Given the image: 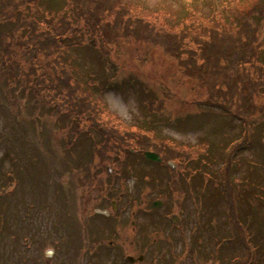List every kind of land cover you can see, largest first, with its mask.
Masks as SVG:
<instances>
[{"label": "rangeland", "instance_id": "obj_1", "mask_svg": "<svg viewBox=\"0 0 264 264\" xmlns=\"http://www.w3.org/2000/svg\"><path fill=\"white\" fill-rule=\"evenodd\" d=\"M38 1L45 14L68 12L66 0ZM120 1L138 10L134 17L175 32L196 31L211 18L223 25L249 23L255 44L264 43V0ZM18 19L19 13L0 23V57L3 42L13 43ZM76 40L80 46L67 47L60 59L79 85L76 93L102 102L94 123L76 117L69 127L68 112H57L58 100L44 101L0 76V264H130L126 256H138L143 247L171 252L189 244L193 264H264V91L253 93L257 112L243 124L234 107L218 104L245 88L235 70L205 79L157 41L118 37L106 43L85 32ZM186 46L198 53L193 43ZM260 49L257 59L242 65L251 81L252 64L264 63ZM6 50L12 57L17 52L16 62L27 68L23 51ZM106 129L133 143L121 146L119 157L109 152L111 161L124 162L121 168L107 164L110 174H92L108 188L89 198L73 173L96 164L94 145ZM165 149L176 159L165 160ZM146 151L161 163L142 158ZM156 200L163 204L149 210ZM230 202L239 225L227 216Z\"/></svg>", "mask_w": 264, "mask_h": 264}, {"label": "trees", "instance_id": "obj_2", "mask_svg": "<svg viewBox=\"0 0 264 264\" xmlns=\"http://www.w3.org/2000/svg\"><path fill=\"white\" fill-rule=\"evenodd\" d=\"M38 2V0H0V22L14 20L19 13L18 22L13 27L15 40L13 43L3 42L6 48L0 57V76L7 78L10 84L23 86L24 90L33 89L41 98L45 96L44 101L58 100L57 112H68L69 127L76 121V117L94 123L92 118L103 112L100 100L76 93L79 90V85L72 83L69 68L63 65L60 60L63 49L79 44L76 39L82 32L88 33L92 37L100 36L106 43L118 37H130L138 42L141 40L144 42L157 41L164 48L169 49L175 57L187 58L190 70L201 77L204 76L203 78L207 77V79L227 77L235 70L240 74V80L245 88L238 90L241 91L238 98L225 97L221 101L219 100L218 104L221 108L234 107L233 115L243 124H247L255 116L256 104L252 96L253 93L260 90L264 91V63H261V66L252 64L253 68L251 69L254 73L252 81L251 72L249 69H242V65L248 59H250L249 61H252L254 57L257 59L258 51H261L260 47L264 46V43L255 44L256 33L250 28L249 23L223 25L211 18L206 24L200 25L196 31L181 29L179 32H175L167 25L165 28L152 21L134 17V12H138V10L120 0H66L67 14L51 12L45 14L38 10ZM156 16L163 18L162 15ZM187 41L196 46L198 53L186 49ZM254 44L255 46H251ZM12 46L24 52L22 56L27 65L26 69L16 62L14 51L13 57L11 56L12 52L7 53L6 49ZM38 55H41L44 66L38 65ZM4 56L6 60L3 59ZM42 68H47L49 73L39 75ZM40 76L43 77L39 78ZM253 77L257 79H253ZM245 82L250 83V88L245 85ZM229 83L221 82L226 89H229L231 85L237 87L236 84ZM233 99L236 100L234 106L230 105L233 103ZM15 103H19L17 98H15ZM130 133L136 134L133 131ZM143 133L147 134V132ZM104 136L98 145H94L97 155L96 164L90 162L82 170L73 173V180L79 188L84 186L89 198L90 196L96 197L101 193L107 194L108 188H105V180L100 177L95 178L92 174H95L97 169L109 173L107 164L112 166L116 163L117 166L121 164L120 160L111 161L108 158L109 152L112 151V155L119 157L121 156V146L126 147L133 143L125 137V133H116L109 129L105 130ZM243 140H246V137ZM110 141L114 142L113 147L110 146ZM153 149L155 150L156 147ZM166 150L164 159L175 160L177 154ZM183 157L188 158L189 155ZM228 163L227 161V171L229 170ZM82 180L84 181L81 183ZM228 206L230 217H233L237 222L236 215L232 210L234 203L230 202ZM84 212L85 208L82 206V213Z\"/></svg>", "mask_w": 264, "mask_h": 264}, {"label": "flooded vegetation", "instance_id": "obj_3", "mask_svg": "<svg viewBox=\"0 0 264 264\" xmlns=\"http://www.w3.org/2000/svg\"><path fill=\"white\" fill-rule=\"evenodd\" d=\"M178 221L183 223V221H181V220H178ZM132 224H134V222H132ZM181 239L184 240V237L181 236ZM153 240L156 244L157 241H155V240H157V239L154 238ZM182 242L187 243L184 241H182ZM160 250H163V251L161 252ZM167 250H168V248H165V249L159 248L158 250L150 253V252H148L147 247H143L140 249L141 253H139L138 256H133V257L131 256L132 262L129 260H127V261L130 264H150L148 262V259H151L153 264H193L194 259H192L191 254H189L190 253L189 250L191 251L190 244H189V246H187V245L183 246L179 250L177 249V250H173L171 252H168ZM207 256L208 255H206L204 253V258H206ZM140 258H141V260L139 261ZM208 262L210 263L213 261L207 260V261H205V264L206 263L208 264ZM219 263H220V261H219Z\"/></svg>", "mask_w": 264, "mask_h": 264}, {"label": "water", "instance_id": "obj_4", "mask_svg": "<svg viewBox=\"0 0 264 264\" xmlns=\"http://www.w3.org/2000/svg\"><path fill=\"white\" fill-rule=\"evenodd\" d=\"M144 156H145L146 159H148L150 161H155V162H159L160 161V158L154 153L146 152V153H144ZM154 206H156V203H154L152 205V207H154ZM129 260L131 261L130 258H129ZM139 260H141V258Z\"/></svg>", "mask_w": 264, "mask_h": 264}]
</instances>
